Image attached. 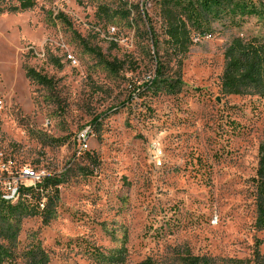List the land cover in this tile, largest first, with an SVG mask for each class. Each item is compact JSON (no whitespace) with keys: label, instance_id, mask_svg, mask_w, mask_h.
<instances>
[{"label":"rangeland","instance_id":"1","mask_svg":"<svg viewBox=\"0 0 264 264\" xmlns=\"http://www.w3.org/2000/svg\"><path fill=\"white\" fill-rule=\"evenodd\" d=\"M179 1L0 13V191L15 204L38 183L29 169L63 181L49 222L24 217L1 264H32L33 246L47 264H264V98L221 88L226 48L264 41V12L214 8L186 21L183 48L167 33Z\"/></svg>","mask_w":264,"mask_h":264},{"label":"trees","instance_id":"2","mask_svg":"<svg viewBox=\"0 0 264 264\" xmlns=\"http://www.w3.org/2000/svg\"><path fill=\"white\" fill-rule=\"evenodd\" d=\"M18 6L0 7V13L7 11L26 10L34 6L35 0H16ZM179 11L173 18L174 21L167 29L172 39L186 46L188 29L186 21L200 26L197 18L203 19L207 12L216 8L219 10L224 4V9L254 12L251 7H259L264 12L263 5H255L249 0H181L178 3ZM208 17V16H207ZM206 17V18H207ZM199 19V20H201ZM225 67L221 75V88L230 95H252L264 98V41L258 38L245 40L240 37L234 38L224 53ZM159 67L157 68V72ZM32 71L29 70L28 76ZM260 162L258 175L261 177L260 192L257 203H259V224L264 222V143L259 147ZM263 178V179H262ZM62 175H45L35 186L21 185L18 187V199L15 204L11 200H5L0 191V264L7 258L12 257L18 249V235L20 223L24 217L40 214L43 222H49L51 216L56 212L59 197V185L62 183ZM45 203H42L43 199ZM26 256L32 264H47L48 255L45 250L38 246L30 248ZM233 264H254L246 260H233ZM230 262V263H231ZM194 263V262H193ZM149 264V263H145Z\"/></svg>","mask_w":264,"mask_h":264},{"label":"built area","instance_id":"3","mask_svg":"<svg viewBox=\"0 0 264 264\" xmlns=\"http://www.w3.org/2000/svg\"><path fill=\"white\" fill-rule=\"evenodd\" d=\"M113 30V28H111ZM116 33H118L117 31H115ZM200 37V35H199ZM197 38L195 40H199L200 38ZM0 105H2V101H0ZM81 140L85 141V135H82L81 136ZM22 176L26 179H31L33 180L34 182L36 181H40L42 176L41 175H38L36 172H34L32 169H29L27 171H22ZM36 183H34L33 185H35ZM17 193H18V188H14L12 193L10 194L12 196V200L15 199V197H17Z\"/></svg>","mask_w":264,"mask_h":264},{"label":"bare ground","instance_id":"4","mask_svg":"<svg viewBox=\"0 0 264 264\" xmlns=\"http://www.w3.org/2000/svg\"><path fill=\"white\" fill-rule=\"evenodd\" d=\"M251 3L255 4V5H263L264 6V0H249ZM27 171V170H26ZM7 199V198H6ZM5 199V200H6ZM9 200V199H7Z\"/></svg>","mask_w":264,"mask_h":264}]
</instances>
